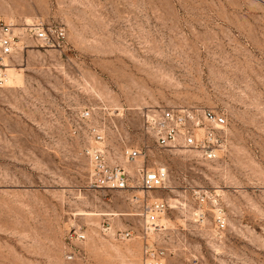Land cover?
Instances as JSON below:
<instances>
[{"label": "rangeland", "instance_id": "rangeland-1", "mask_svg": "<svg viewBox=\"0 0 264 264\" xmlns=\"http://www.w3.org/2000/svg\"><path fill=\"white\" fill-rule=\"evenodd\" d=\"M0 20L65 29L61 47L29 42L0 88V264H141L143 192L89 187L91 125L167 169L148 193L168 204L153 239L166 264H264V0H0ZM167 107L225 114L228 151L159 150L143 117ZM195 189L220 194L221 240L195 218Z\"/></svg>", "mask_w": 264, "mask_h": 264}, {"label": "built area", "instance_id": "built-area-1", "mask_svg": "<svg viewBox=\"0 0 264 264\" xmlns=\"http://www.w3.org/2000/svg\"><path fill=\"white\" fill-rule=\"evenodd\" d=\"M65 40V29L36 20L17 25L13 20H0V88L9 79V68L14 65L17 55L28 49L33 42L40 48L61 47ZM91 111L81 114L83 119L91 118ZM143 128L150 135L159 150H183L195 153L206 161H216L228 151L229 121L225 114L201 107H167L150 109L144 114ZM93 144L85 151L89 169V187L100 190L142 191L143 197L132 195L135 201L143 204L142 214L148 225L142 231L143 247L141 264H166V251L159 248L154 235L164 229L158 219L168 210L163 200L151 202L148 193L165 189L169 174L165 167L150 160L145 144H125L115 150L111 147L106 133L94 125L90 126ZM118 153V154H116ZM196 205L194 216L203 227L209 225V235L221 240L227 230V214L216 191L195 189L192 193ZM264 236V212L262 215ZM121 240L134 238L131 230L115 232ZM69 240L84 241L86 235L81 231L69 233ZM75 251L67 254L73 260Z\"/></svg>", "mask_w": 264, "mask_h": 264}, {"label": "bare ground", "instance_id": "bare-ground-1", "mask_svg": "<svg viewBox=\"0 0 264 264\" xmlns=\"http://www.w3.org/2000/svg\"><path fill=\"white\" fill-rule=\"evenodd\" d=\"M12 67H13V66H12ZM12 67H10L9 70H8V72H9L8 74H9V75H10V70H11ZM87 214H91V213H87Z\"/></svg>", "mask_w": 264, "mask_h": 264}]
</instances>
